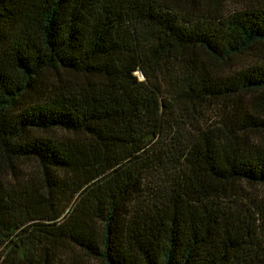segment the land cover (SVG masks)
I'll return each mask as SVG.
<instances>
[{
  "label": "trees",
  "instance_id": "1",
  "mask_svg": "<svg viewBox=\"0 0 264 264\" xmlns=\"http://www.w3.org/2000/svg\"><path fill=\"white\" fill-rule=\"evenodd\" d=\"M0 264H264V0H0Z\"/></svg>",
  "mask_w": 264,
  "mask_h": 264
},
{
  "label": "rangeland",
  "instance_id": "2",
  "mask_svg": "<svg viewBox=\"0 0 264 264\" xmlns=\"http://www.w3.org/2000/svg\"><path fill=\"white\" fill-rule=\"evenodd\" d=\"M136 75H137L139 78H141L139 72H136ZM212 116H213V114H210V117H212Z\"/></svg>",
  "mask_w": 264,
  "mask_h": 264
}]
</instances>
